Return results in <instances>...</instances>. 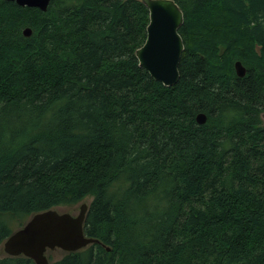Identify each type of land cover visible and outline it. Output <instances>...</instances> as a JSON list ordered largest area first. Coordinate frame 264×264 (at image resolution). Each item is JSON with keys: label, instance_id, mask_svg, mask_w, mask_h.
<instances>
[{"label": "trees", "instance_id": "1", "mask_svg": "<svg viewBox=\"0 0 264 264\" xmlns=\"http://www.w3.org/2000/svg\"><path fill=\"white\" fill-rule=\"evenodd\" d=\"M173 1L183 49L163 86L134 56L140 0H0V245L86 202L97 242L49 264H264V0Z\"/></svg>", "mask_w": 264, "mask_h": 264}, {"label": "water", "instance_id": "2", "mask_svg": "<svg viewBox=\"0 0 264 264\" xmlns=\"http://www.w3.org/2000/svg\"><path fill=\"white\" fill-rule=\"evenodd\" d=\"M19 6L46 9L49 0H9ZM148 12L145 38L134 50L140 68L163 86L172 85L178 77L177 64L183 49L177 32L182 22V12L173 0H140ZM29 28L22 30L24 36ZM237 76L244 74L239 61L233 63ZM197 123L205 121L203 113L195 115ZM87 203L78 204L74 212L47 209L33 213L2 242L1 250L8 256L23 255L34 264H49L46 252L54 249L76 251L89 243L97 242L83 233L82 225Z\"/></svg>", "mask_w": 264, "mask_h": 264}, {"label": "rangeland", "instance_id": "3", "mask_svg": "<svg viewBox=\"0 0 264 264\" xmlns=\"http://www.w3.org/2000/svg\"><path fill=\"white\" fill-rule=\"evenodd\" d=\"M260 121H261V124L264 125V112L260 113ZM77 206H78V204H76V206H75L74 210H72V212H74L77 209ZM56 210L59 212L67 211L66 208H64V207H58ZM0 251H1V253H3L1 250V247H0ZM48 255H50V257H51L50 260H52V259L57 258L59 256V253H58V250L54 249V250H51L48 253Z\"/></svg>", "mask_w": 264, "mask_h": 264}]
</instances>
